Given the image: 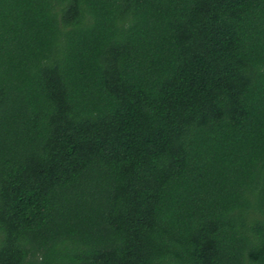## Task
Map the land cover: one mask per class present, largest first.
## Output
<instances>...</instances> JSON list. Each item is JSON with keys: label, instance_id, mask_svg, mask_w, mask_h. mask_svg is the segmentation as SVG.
<instances>
[{"label": "trees", "instance_id": "obj_1", "mask_svg": "<svg viewBox=\"0 0 264 264\" xmlns=\"http://www.w3.org/2000/svg\"><path fill=\"white\" fill-rule=\"evenodd\" d=\"M0 264H264V0H0Z\"/></svg>", "mask_w": 264, "mask_h": 264}]
</instances>
